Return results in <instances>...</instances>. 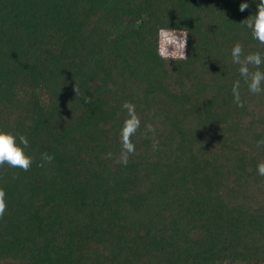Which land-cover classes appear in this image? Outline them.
Wrapping results in <instances>:
<instances>
[{
  "label": "trees",
  "instance_id": "obj_1",
  "mask_svg": "<svg viewBox=\"0 0 264 264\" xmlns=\"http://www.w3.org/2000/svg\"><path fill=\"white\" fill-rule=\"evenodd\" d=\"M257 3L0 0V130L33 157L0 167V264H264V94L231 60L237 42L264 55L241 24ZM162 27L188 31L186 61L158 56ZM125 101L141 119L126 166Z\"/></svg>",
  "mask_w": 264,
  "mask_h": 264
},
{
  "label": "clouds",
  "instance_id": "obj_2",
  "mask_svg": "<svg viewBox=\"0 0 264 264\" xmlns=\"http://www.w3.org/2000/svg\"><path fill=\"white\" fill-rule=\"evenodd\" d=\"M249 7L248 3L243 2L239 5V11L244 12ZM257 13L249 16L241 22L251 30L252 37L261 45H264V0L257 3ZM188 31L174 28H160L157 35V54L165 62L169 60L175 62L186 61L189 57L186 55V46ZM231 60L233 64L238 65V72L244 84L247 85L248 91L252 94H264V55L260 52L244 51L243 45L237 42L231 49ZM111 87V85H109ZM241 81L236 80L231 88L233 102L237 107L243 108L245 101L241 98ZM76 96L81 95L80 89L75 87ZM85 103H92L91 97H83ZM127 113L120 129L121 150L117 163L127 165L131 155L136 152L134 137L141 129V119L135 110V105L129 101L121 105ZM156 129L153 124L144 125L143 135L149 138L151 133L152 149L157 150L159 141L155 138ZM29 146V140L25 135H17L13 132L0 130V167L7 164L10 168L20 169L23 171L30 170L33 164V157L26 154L25 149ZM257 148L264 147V139L257 141ZM112 158V154H107ZM54 156L45 152L41 156V162L38 167H44L45 164L51 163ZM257 173L264 177V161L257 165ZM17 177L14 175L13 179ZM7 208L6 192L0 187V218H3Z\"/></svg>",
  "mask_w": 264,
  "mask_h": 264
}]
</instances>
